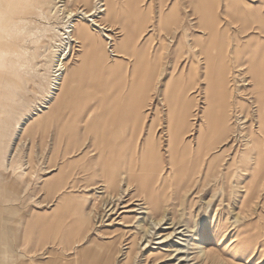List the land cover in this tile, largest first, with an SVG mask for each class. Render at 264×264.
<instances>
[{"label": "rangeland", "instance_id": "rangeland-1", "mask_svg": "<svg viewBox=\"0 0 264 264\" xmlns=\"http://www.w3.org/2000/svg\"><path fill=\"white\" fill-rule=\"evenodd\" d=\"M96 1L0 0V227L9 232L6 243L14 249L26 220L27 230H36L41 246L54 235L57 243L64 236L58 250L66 258L74 243L68 237L74 229L69 223L70 211L78 209L75 217L80 224L76 229L81 236L90 227L85 215L89 206L87 216L92 227L86 242H98L103 258L112 249L121 250V257L113 256L112 264H117L131 250L127 248L136 234L133 228L120 223L129 226L133 218L122 214L95 219L94 203L98 204L97 213H104V209L98 191H83L88 174L79 160L86 158L87 150L82 147L66 163L60 160L65 142L72 139L78 145L88 135L103 137L120 128L138 134L139 144L149 143L151 151L161 154L165 152L160 141L165 140L168 118L176 129L188 125V145L196 144L194 134H203L207 140L213 137L217 147L213 152L219 156L214 167L224 170L234 159L240 163L242 154L250 150L240 142V136L233 138L232 150L222 153L229 146H224L218 133L226 125L221 101L224 90L226 94L224 86L228 85L231 99L245 104L243 114L254 115L249 101L240 97L247 95L251 87H238L243 82H236L237 66L229 59L234 48L243 60L249 54H262L264 0H105L102 22L112 29L109 34L114 35L115 45L110 47L96 30L91 31L88 42L67 39L64 27L77 16L66 19V11L79 9L91 14ZM187 9L194 21L187 17ZM84 23L89 28L87 20ZM195 43L197 56L190 51ZM61 54L68 60L60 90L55 91L51 85ZM242 77L247 74L243 72ZM247 83L251 85L250 78ZM164 94L166 102L162 101ZM236 118L237 109L232 108L226 118L229 129L238 127ZM250 124L240 125L244 134L249 132ZM55 132L60 140L53 148ZM261 139L264 142V135ZM47 160L58 168L45 172L50 167ZM245 161L239 165L244 166ZM165 167L163 173L167 171V176L179 177L172 174L167 163ZM71 170L82 177L73 180L80 183L76 190L67 185ZM17 173L26 175L19 179ZM198 186L201 193L193 195L168 190L177 213L186 214L195 228L194 234L184 232V237L174 239L183 245L177 244L187 254L185 258L191 255L184 264L199 262H188L201 252L195 247L199 244L195 233L206 224L217 223V217L221 227L227 228L226 237L204 246L211 256L206 264H264V165L254 178L247 172L240 175L235 167L227 183L200 181ZM92 195L96 198L91 199ZM128 206L133 207L131 203ZM157 252L151 253L152 259ZM9 258H16V254ZM125 262L133 264L128 260L122 264ZM24 263L30 261L25 259ZM137 264L153 263L139 258Z\"/></svg>", "mask_w": 264, "mask_h": 264}, {"label": "bare ground", "instance_id": "bare-ground-1", "mask_svg": "<svg viewBox=\"0 0 264 264\" xmlns=\"http://www.w3.org/2000/svg\"><path fill=\"white\" fill-rule=\"evenodd\" d=\"M104 2L105 0H97L94 6L95 12L91 14L85 13L83 9V11L79 9L67 10L66 19L76 16L77 19L73 20L74 22L71 21L73 23H70L67 27H64L65 32L63 35L67 36V39H70V41L72 40V42H88L91 40V31L96 30L100 32L109 46H114V35L109 34L112 32V29L108 28L102 22L103 16H101V14L106 12V9L103 8L106 6ZM54 9H56V6L53 7L52 12ZM186 12L187 17H191L190 21H194L193 14L190 13L191 11L187 9ZM86 20L90 24V29L84 23ZM186 31L188 32V28ZM237 46H239V44ZM198 50L197 43L190 45V51L194 52L195 56H197ZM259 54L256 56L249 54L247 58L243 60L237 56V49L234 48L232 49L231 59H229L237 66L238 74L235 77L236 82H243V84H239L238 87H251L247 95L240 97H242V100L249 101L250 107L253 108L252 112H254V115H244L243 112L246 108L245 104L237 99L233 101L228 95L229 86H224L226 87V94L224 90L221 103L222 108L226 111V115L224 116L226 125H224L218 133L222 136L224 146H229V149L224 150L222 153L225 154L232 150L234 146L232 144L234 142L233 138H238L239 136L241 138L240 142L250 148L247 155L246 153L242 154L239 161L240 163L238 164L234 159L230 164H226L224 170H221L219 167H214V162L219 156H215L213 152L217 149V147H214L213 137L207 140L203 134V137H199V134L198 136L194 134V137L196 136V144L188 145L185 143V135L189 132L188 125L185 123L181 128L179 127V129H176L171 126V122H169L168 118L164 135L165 140L164 142L160 141V148H164L165 152L163 151L161 154L151 151L149 149V143H147V145L146 143L139 144V135L131 130L123 131L118 128L119 130L117 129L115 131L113 129L107 136L102 137L91 134L84 138L82 145L84 150H87L85 151V167L87 169H85L84 172L88 175L86 176L85 185L83 184V191L85 193L98 191V193L101 194V197H99L101 200V208L102 210L104 209V213H97L98 204L94 203L93 215L96 216L95 219L98 220L97 217H100L104 220L107 217L110 218L122 214H130L127 217L133 218L129 226L127 222L120 223L126 225V227L133 228L135 231H132L136 232V234L134 233L132 242L129 244L131 247L127 248V250H131L124 253V258H122L121 261L119 260L117 264H122V262L126 260L131 261L133 264H137L139 258H144L147 263L152 262L153 264H175V261H179V264L187 263L186 260L191 255L188 254L187 258H185L187 254L181 251L177 244L180 246L183 245L175 242L174 239L177 236L184 237V232L193 233L195 228L188 223L189 218L186 214L177 213V208L168 198V190L172 189L171 191L173 194L184 191L192 192L191 195L200 194L202 189L199 188L198 182L211 183L212 181H219L227 183L235 167L240 172V175L247 172L252 178L257 176L260 166L264 165V142L261 139V136L264 135V50L260 56ZM114 56H116V54ZM66 60H68V57L65 58L61 54L55 66L57 70L55 72L58 73H54L56 77L51 85V89L53 88L55 91L60 90L61 77L63 74L62 72L65 70ZM243 72L247 74V77H242ZM249 78L251 79V85L247 83ZM223 83L226 84V80H223ZM162 101H167L165 94L163 95ZM232 108L237 109L236 121L238 122V127L229 129V120H226V118L229 116V112ZM32 118L34 117L32 116ZM118 123L119 121H117V124ZM244 123H251L249 132L246 134L240 129V125ZM220 135L219 137H221ZM16 137L17 136H15V138ZM24 144L25 143H23V145ZM243 160H246L244 166L239 165ZM166 163L172 171V174L176 173L179 177H172V175L169 177L167 176L169 174L167 171L163 173L164 168L166 169ZM54 170L55 169L51 167H46L45 172L50 173ZM24 175H26V173L16 176L21 179ZM72 176L74 177L75 175ZM1 177L2 175L0 174V178ZM97 179L101 181L93 182ZM69 180H71L70 177ZM89 182L93 183L90 184ZM79 184L80 183L74 182L67 183L72 190H76ZM95 198V195L91 196V199ZM130 203L133 205L131 208L128 206ZM121 209L124 210L122 213L119 211ZM131 214L134 215L131 216ZM216 220L217 223L206 224L202 230L196 231L195 236L197 238L195 240L199 241V244H196L195 247L199 250L201 249V252L197 253L196 256L188 262L197 260L200 264H206L211 256L208 254V248L204 246L213 239L221 238L223 241L225 240L227 228L221 227L222 224L219 223L218 217ZM168 230L173 231L166 233ZM155 250L158 252L154 253L156 257L152 259L151 253ZM120 254L121 250L117 252L116 249H112L106 256L107 261L112 264L114 257L117 258V255ZM142 262L144 263L143 260ZM124 264H126V262Z\"/></svg>", "mask_w": 264, "mask_h": 264}, {"label": "crops", "instance_id": "crops-1", "mask_svg": "<svg viewBox=\"0 0 264 264\" xmlns=\"http://www.w3.org/2000/svg\"><path fill=\"white\" fill-rule=\"evenodd\" d=\"M56 135L57 134L55 132V135L52 137L53 148L57 147V143L60 140L59 135L58 137H56ZM82 147V142L77 145L74 141H72V139H70V141H66L64 144L65 154L61 156L60 160H64L67 163V159L72 158V155L75 154L74 152L82 150ZM79 161L83 163V165H86L85 156H83ZM47 164L55 170L58 168L57 164H52L49 160H47ZM72 175L75 176L73 177ZM69 177L71 180L68 182L70 183L73 182L75 178L77 180L82 179L81 174H75L73 173V170H71ZM75 182L78 183L77 181ZM88 208L89 206L85 210V215L90 227L88 231L81 236H79V231L76 229V227L80 224L79 220L75 217L78 213V209L73 208V210L70 211L69 217L71 220L69 223L72 228L74 227V229L70 231L68 237L71 241H74V243L69 247L66 258H64L58 250L59 246L62 245V241L65 239L64 236L63 239L57 243V235H54L52 240L46 241L41 246L39 241L36 239V230L32 229L30 232L27 230L26 220L25 224L24 222L22 224L21 234L19 237L17 236V247L14 249L12 245L6 243V234L9 232L5 228L0 227V264H25V259L30 261V264H111V262L107 261V258H103L102 246L100 244L98 245V242H92L89 244L86 242L92 227V222L87 216ZM11 233L12 232H10V234ZM30 239L32 240L30 241ZM13 254H16V258H9L12 257ZM20 255H22L23 258H21Z\"/></svg>", "mask_w": 264, "mask_h": 264}]
</instances>
